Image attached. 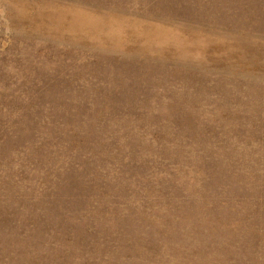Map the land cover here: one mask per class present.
<instances>
[{
  "label": "rangeland",
  "instance_id": "rangeland-1",
  "mask_svg": "<svg viewBox=\"0 0 264 264\" xmlns=\"http://www.w3.org/2000/svg\"><path fill=\"white\" fill-rule=\"evenodd\" d=\"M0 264H264V0H0Z\"/></svg>",
  "mask_w": 264,
  "mask_h": 264
}]
</instances>
